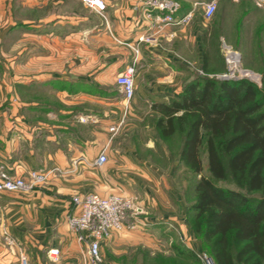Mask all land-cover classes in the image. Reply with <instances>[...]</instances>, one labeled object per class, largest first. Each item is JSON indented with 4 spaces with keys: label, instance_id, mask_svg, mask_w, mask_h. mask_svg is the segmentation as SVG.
I'll return each instance as SVG.
<instances>
[{
    "label": "crops",
    "instance_id": "0c3cea01",
    "mask_svg": "<svg viewBox=\"0 0 264 264\" xmlns=\"http://www.w3.org/2000/svg\"><path fill=\"white\" fill-rule=\"evenodd\" d=\"M178 1L176 17L191 11V20L157 31L137 0H104L101 14L82 0H0V166L26 179L34 170H60L31 191H0V264H19L21 254L28 264H85L86 244L66 220L71 197L91 192L133 196L145 212V227L112 230L109 243L124 234L146 241L152 230L167 229L198 250L170 169L110 132L124 116L116 76L128 65L135 67L130 127L152 104L177 97L192 69H201L204 34L217 12L203 15L211 0ZM228 20L224 14L221 24ZM102 151L107 159L95 166ZM4 230L14 246L4 242Z\"/></svg>",
    "mask_w": 264,
    "mask_h": 264
},
{
    "label": "trees",
    "instance_id": "16d2710c",
    "mask_svg": "<svg viewBox=\"0 0 264 264\" xmlns=\"http://www.w3.org/2000/svg\"><path fill=\"white\" fill-rule=\"evenodd\" d=\"M222 18L214 15L204 34L205 75L194 71L177 97L151 105L153 149L189 170L193 198L185 216L215 264H264V93L246 79L207 76L215 72L212 51L218 52ZM172 249L197 260L181 243Z\"/></svg>",
    "mask_w": 264,
    "mask_h": 264
},
{
    "label": "built area",
    "instance_id": "2783aa9c",
    "mask_svg": "<svg viewBox=\"0 0 264 264\" xmlns=\"http://www.w3.org/2000/svg\"><path fill=\"white\" fill-rule=\"evenodd\" d=\"M238 2L240 0H233ZM257 7L264 8V0H251ZM89 8L98 13L105 10L104 0H82ZM139 6L145 16L152 20L153 26L160 31L166 25L186 24L192 18L189 11L180 18L176 17L180 9L178 0H137L136 7ZM203 15L210 18L217 8L216 0H211L203 4ZM140 41H153L151 36H141ZM224 57L228 74L222 76V80L246 79L254 84L259 83V75L241 67L240 55L237 51L224 46ZM137 52V49L134 48ZM244 71H249L252 75H244ZM201 72V70L199 71ZM134 73L133 64L128 65L116 76V85L125 101L124 116L121 121L110 127V132L116 134L125 126L126 113L134 97ZM107 157L104 151L100 152L94 160L95 166H101ZM60 170L52 168L49 171L34 170L29 177L20 178L11 176L7 170L0 166V191L28 192L36 186L43 184L51 172ZM72 212L67 216V226L79 242L86 244L84 252L85 264H100L102 261L101 245L106 236L112 230L134 231L147 225V219L143 208L133 196L123 194H110L102 196L91 192L83 195L71 197ZM4 242L7 246H14L15 240L4 230L2 232ZM52 251V250H51ZM196 255L200 264H215L214 260L206 253L198 251ZM19 264H28V259L23 254L19 257Z\"/></svg>",
    "mask_w": 264,
    "mask_h": 264
},
{
    "label": "rangeland",
    "instance_id": "374dc122",
    "mask_svg": "<svg viewBox=\"0 0 264 264\" xmlns=\"http://www.w3.org/2000/svg\"><path fill=\"white\" fill-rule=\"evenodd\" d=\"M230 1L236 4L235 7L228 6L225 0L217 3L216 12L226 14L229 20L220 24L223 27L220 29L222 36L216 43L218 52L212 51L211 66L215 72L207 76L222 80V76L228 74L223 49L226 45L239 53L243 69L259 75L260 81L256 85L264 93V8L257 7L251 0ZM200 70L192 69V73L197 71L198 74L205 75L202 70L199 72ZM127 122L128 112L125 118L126 125L120 130V141L133 142L138 155L154 162L162 170L170 169V187L175 196L186 205L193 198V179L189 170L183 164H177L175 160L171 161L166 153L162 155L159 150L154 151L153 148L145 146L148 142H152L151 145L155 146L153 118L147 113L135 127H130ZM203 174L208 175L205 162ZM215 182L217 185L236 188L229 180ZM151 234L145 239L146 241L141 242L134 241L130 234L120 235V240L115 244L109 243L110 235L106 236L100 249L102 256L100 264H200L198 257L197 260H193L177 256L172 246L180 243L186 245L179 240L174 231L152 230ZM194 251L207 254L202 244L199 245L198 250Z\"/></svg>",
    "mask_w": 264,
    "mask_h": 264
},
{
    "label": "bare ground",
    "instance_id": "6f19581e",
    "mask_svg": "<svg viewBox=\"0 0 264 264\" xmlns=\"http://www.w3.org/2000/svg\"><path fill=\"white\" fill-rule=\"evenodd\" d=\"M243 74H244V75H249V76L252 75V73L249 72V71H244Z\"/></svg>",
    "mask_w": 264,
    "mask_h": 264
}]
</instances>
